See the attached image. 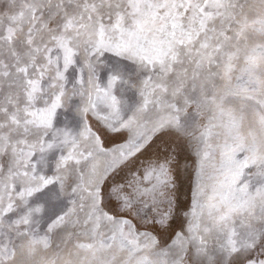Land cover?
I'll return each mask as SVG.
<instances>
[{"label":"snow or ice","instance_id":"6c2138e0","mask_svg":"<svg viewBox=\"0 0 264 264\" xmlns=\"http://www.w3.org/2000/svg\"><path fill=\"white\" fill-rule=\"evenodd\" d=\"M0 264H264V0H0Z\"/></svg>","mask_w":264,"mask_h":264}]
</instances>
